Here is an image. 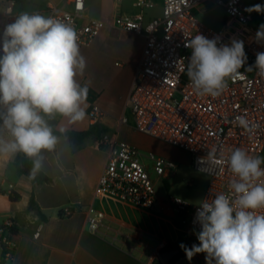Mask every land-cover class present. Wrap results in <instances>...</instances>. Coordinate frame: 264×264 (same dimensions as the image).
<instances>
[{
    "label": "crops",
    "instance_id": "crops-1",
    "mask_svg": "<svg viewBox=\"0 0 264 264\" xmlns=\"http://www.w3.org/2000/svg\"><path fill=\"white\" fill-rule=\"evenodd\" d=\"M8 1L0 0V17H5ZM15 1L17 16L47 12L53 8L73 10V0ZM146 1L151 2L150 7L139 6V0H85L86 15L106 24L92 45H79L87 61L84 74L77 76L78 82L82 85L87 83L89 87L85 105L87 115L84 120L74 123H69L59 114L45 116L53 132H60L61 127L64 132H84L98 125L137 147L141 153L148 150L154 141L162 142L136 130L128 105L141 64L145 37L126 32L115 24L117 17L139 13L144 14L146 22L161 17L163 0ZM94 102L103 111V117L97 123L92 122L88 115ZM123 117L129 119L127 124L122 123ZM0 137L11 139L3 127H0ZM57 138L53 150L41 153V169L51 179L50 183L35 191L36 203L44 219L30 208L33 186L14 166L17 153L0 154V223L12 218L16 224L14 264H153L155 261L164 264L161 254L168 250L170 244L178 245L181 252L179 259L170 264H206L205 253L196 254L189 261L180 248L181 243L187 247L190 243L199 244L198 231L192 227L189 214H185L187 222H181V214L173 210L169 199L159 192L157 203L150 210L99 201L96 192L108 150L99 147L94 136L88 137L82 148H77L62 136ZM177 150L188 156L184 164L192 171L190 178L193 183L190 182L189 186L197 193L189 203L199 205L204 199L209 178L193 170L189 153ZM163 158L174 161L178 168L175 160ZM146 166L157 190L161 181L166 182L168 178L159 177L153 168ZM163 185L167 191L171 189L170 184ZM91 206L104 214L97 231L88 224L87 209ZM66 208L75 209V214L67 218L61 216ZM37 233L39 237L36 239Z\"/></svg>",
    "mask_w": 264,
    "mask_h": 264
},
{
    "label": "built area",
    "instance_id": "built-area-1",
    "mask_svg": "<svg viewBox=\"0 0 264 264\" xmlns=\"http://www.w3.org/2000/svg\"><path fill=\"white\" fill-rule=\"evenodd\" d=\"M246 1L163 0L161 17L146 22L144 14L139 13L115 20L120 29L145 37L141 64L128 98L134 127L142 134L189 153L193 170L209 178L204 196L208 200L219 193L231 195L230 182L237 178L229 169L227 159L233 150L240 148L260 157L264 152V75L255 69H245L254 65L256 53L264 52V43H257L254 37L244 44L247 63L240 69L243 76L229 79L224 90L215 97L200 95L191 86L186 71L191 49L185 44L198 33L208 39L219 38L221 44L230 45L232 40L201 22L194 9L212 4L225 12V24L229 18H235L244 25H250L257 13L245 11L249 7ZM260 1L264 0L257 3ZM138 4L151 6V2L146 0H139ZM15 6L16 1L9 0L5 17H0V37L5 26L17 17ZM85 12V0H73L72 11L53 8L39 14L70 24L76 30L78 44L90 46L106 24L88 17ZM88 115L92 122L97 123L103 117V111L94 102ZM241 116L247 120V128L239 125L237 117ZM121 121L127 124L129 119L123 117ZM97 143L108 150V159L99 178L96 199L153 209L158 200L157 190L140 150L120 140L117 134L108 132H104ZM209 153H214V157H209ZM148 157L159 177L168 178L177 168L172 160L153 153ZM169 202L177 213L189 214L192 227L200 231L195 219L199 205L192 206L180 198H170ZM87 211L89 227L97 231L104 214L93 206ZM74 214L75 209L72 208L62 211L65 218ZM15 229L12 218L0 223V264H14L17 249ZM38 237L39 233L35 235L36 239Z\"/></svg>",
    "mask_w": 264,
    "mask_h": 264
},
{
    "label": "clouds",
    "instance_id": "clouds-1",
    "mask_svg": "<svg viewBox=\"0 0 264 264\" xmlns=\"http://www.w3.org/2000/svg\"><path fill=\"white\" fill-rule=\"evenodd\" d=\"M245 11L264 13V5L255 4ZM255 41L264 43V24L259 26ZM185 47L191 49L187 77L198 94L218 96L229 79L243 76L240 69L247 63V55L242 40L221 44L219 38L197 33ZM86 68L76 30L60 19L22 13L3 30L0 105L6 111L0 112V127L11 139L0 137V154L23 152L34 158L32 179L41 170L42 151H51L57 144L45 116L59 114L69 123L86 118L89 87L77 80ZM245 69L264 75V52L256 53L254 65ZM237 121L248 127L244 117ZM227 164L237 178L230 182L231 195L219 193L201 201L195 217L200 225L196 233L199 244L189 248L181 243L180 248L189 261L205 253L206 264H264V157L237 148Z\"/></svg>",
    "mask_w": 264,
    "mask_h": 264
},
{
    "label": "rangeland",
    "instance_id": "rangeland-1",
    "mask_svg": "<svg viewBox=\"0 0 264 264\" xmlns=\"http://www.w3.org/2000/svg\"><path fill=\"white\" fill-rule=\"evenodd\" d=\"M257 1L258 0H247L246 4L251 7L257 4ZM259 3L264 5V1H260ZM194 13L204 24L216 29L231 40H242L244 44L250 42L255 37L259 26L264 24V13H257L254 22L250 25H244L235 18H229L228 23L225 24L223 22L225 12L212 4L196 8L194 9ZM150 152L155 153L157 156L173 159L178 163V168L169 175L167 181L165 182L163 180L158 185L157 192L164 198H180L186 202L191 201L197 193L195 194V189L189 186V183L193 181L190 178L192 171L190 167L184 164V159H187L188 156L174 147L159 141H154V143L150 144L148 150L142 152V161L150 168L153 166V162L148 157ZM261 157H264V152ZM164 183L170 184L171 189L167 191L163 185ZM179 218L181 222H187V215L181 214Z\"/></svg>",
    "mask_w": 264,
    "mask_h": 264
},
{
    "label": "trees",
    "instance_id": "trees-1",
    "mask_svg": "<svg viewBox=\"0 0 264 264\" xmlns=\"http://www.w3.org/2000/svg\"><path fill=\"white\" fill-rule=\"evenodd\" d=\"M257 4H260L259 2ZM0 112H4L0 109ZM106 132L104 129H102L98 125H94L91 129L88 131L84 132H75V131H68L64 133L60 132H53L54 135L56 136H62L66 139H68L72 144H74L77 148H82L85 144V141L88 137L94 136L97 140L100 138V136ZM14 166L16 170L25 175L31 182L33 186V193L31 196V201H30V208L35 210L40 217L44 219V214L42 213L41 209L39 208L38 204L36 203V196H35V191L37 188L40 186L50 183L51 179L50 177L41 169L35 179H32L30 176V173L32 172L33 169V160L29 157H27L23 152H17L14 160H13ZM13 200L15 199L12 197ZM62 216V213H61ZM199 243V242H198ZM178 245H173L170 244L167 249L172 250L175 248H178ZM187 247V246H186ZM181 255V252L172 260V262L176 261L179 259ZM153 264H162L160 261H155Z\"/></svg>",
    "mask_w": 264,
    "mask_h": 264
},
{
    "label": "water",
    "instance_id": "water-1",
    "mask_svg": "<svg viewBox=\"0 0 264 264\" xmlns=\"http://www.w3.org/2000/svg\"><path fill=\"white\" fill-rule=\"evenodd\" d=\"M0 109L4 112L6 111V108H4L3 105H0ZM193 244H197V243H190V244H188V247L191 248V246ZM179 252H180V249H178V248L173 249V250H167V251L163 252L161 254V259H162L163 263L164 264H170L171 261L179 254Z\"/></svg>",
    "mask_w": 264,
    "mask_h": 264
}]
</instances>
